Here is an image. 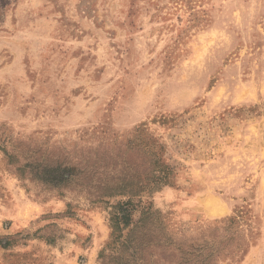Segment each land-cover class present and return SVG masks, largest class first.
I'll return each mask as SVG.
<instances>
[{"label":"rangeland","instance_id":"1","mask_svg":"<svg viewBox=\"0 0 264 264\" xmlns=\"http://www.w3.org/2000/svg\"><path fill=\"white\" fill-rule=\"evenodd\" d=\"M127 262L264 264V0H0V264Z\"/></svg>","mask_w":264,"mask_h":264},{"label":"trees","instance_id":"2","mask_svg":"<svg viewBox=\"0 0 264 264\" xmlns=\"http://www.w3.org/2000/svg\"><path fill=\"white\" fill-rule=\"evenodd\" d=\"M152 156L154 157V155ZM159 164V161L155 160H153V162H149L144 175L145 181L147 180V185L139 186L135 181L132 180V182L130 183H119V181H115V184L105 187L107 196L104 198L112 199L114 197H120L124 199V201L118 202L116 205L111 207V228L113 229V231L118 233L117 239L119 240L118 242L119 244H121L122 248L124 250L130 251L131 256L129 255V257L132 260L134 254L131 251H136L140 244L146 242L145 239H139V241L133 240L132 234L136 231V229L139 228V224H144L145 222L152 221L153 219L151 213L145 212L139 216V220L137 219V221H133L132 218L135 211L133 209V199L139 198L141 194H149L151 192L158 191L162 186L167 184L168 178L166 177L165 173H161L162 170L160 169ZM50 171L57 172L58 169L55 168L49 170V172ZM64 181L65 183H61V185L63 186H65V184L67 183L66 180ZM64 181H59V183ZM59 183H57L58 186H60ZM124 230H126V233L123 235L121 234V232H123ZM111 236L114 237V233H112ZM199 254L204 259H208L211 256L212 251L209 249L200 248ZM126 264L129 263L127 262Z\"/></svg>","mask_w":264,"mask_h":264}]
</instances>
